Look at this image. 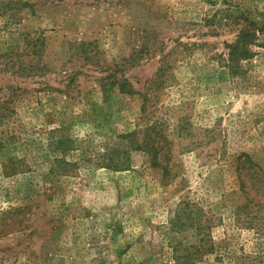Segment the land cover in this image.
Instances as JSON below:
<instances>
[{"label": "rangeland", "instance_id": "obj_1", "mask_svg": "<svg viewBox=\"0 0 264 264\" xmlns=\"http://www.w3.org/2000/svg\"><path fill=\"white\" fill-rule=\"evenodd\" d=\"M241 12L264 26V0H0V264H264V27L233 75Z\"/></svg>", "mask_w": 264, "mask_h": 264}, {"label": "trees", "instance_id": "obj_2", "mask_svg": "<svg viewBox=\"0 0 264 264\" xmlns=\"http://www.w3.org/2000/svg\"><path fill=\"white\" fill-rule=\"evenodd\" d=\"M241 22V26L239 27L238 34L236 39L227 43L228 53L226 58V67H228L233 75L238 74V70L241 68V63L244 60H249L254 55V48L258 46L259 34L263 32L264 26H259L256 21H254L247 12H241L237 16H235L232 20L233 24H239ZM0 56L2 54L0 53ZM109 78V75L102 78V81H105ZM114 83V82H113ZM118 88L121 92L125 93H137L138 91L134 88L132 83L128 80V78L122 77L120 81H118ZM144 104L143 110L145 111V105L147 107V103L150 98L147 94H144ZM135 133H129L126 137H132ZM125 137V136H124ZM135 148L141 150L145 153L151 155V163L154 166H160L166 170V166L161 163L159 160V154L162 151V146L159 141L154 143V139L151 138L150 134H146V138H144V142L137 143ZM119 162V161H118ZM121 163H117L115 166L110 165V168L114 169H123ZM192 257H187V261H189ZM194 258V257H193ZM201 258V257H199ZM195 259V258H194ZM198 259V258H197ZM183 263V262H182ZM179 256L175 257L173 264H182ZM194 263V261H193Z\"/></svg>", "mask_w": 264, "mask_h": 264}]
</instances>
